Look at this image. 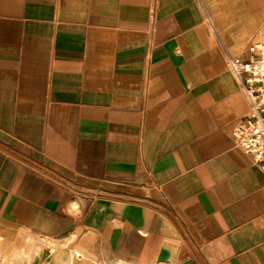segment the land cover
I'll list each match as a JSON object with an SVG mask.
<instances>
[{"label": "crops", "instance_id": "crops-1", "mask_svg": "<svg viewBox=\"0 0 264 264\" xmlns=\"http://www.w3.org/2000/svg\"><path fill=\"white\" fill-rule=\"evenodd\" d=\"M262 39L264 0H0V263L264 264Z\"/></svg>", "mask_w": 264, "mask_h": 264}, {"label": "built area", "instance_id": "built-area-1", "mask_svg": "<svg viewBox=\"0 0 264 264\" xmlns=\"http://www.w3.org/2000/svg\"><path fill=\"white\" fill-rule=\"evenodd\" d=\"M248 49L251 53L249 58L227 56L228 65L249 103V113L236 123L233 137L235 144L251 154L264 170V39L249 44Z\"/></svg>", "mask_w": 264, "mask_h": 264}, {"label": "rangeland", "instance_id": "rangeland-1", "mask_svg": "<svg viewBox=\"0 0 264 264\" xmlns=\"http://www.w3.org/2000/svg\"><path fill=\"white\" fill-rule=\"evenodd\" d=\"M18 258V257H17ZM17 258H15V259H11V257L9 256L8 257V259H6V260H1V262H3V263H0V264H11V263H16V262H18L19 261V259H17Z\"/></svg>", "mask_w": 264, "mask_h": 264}, {"label": "bare ground", "instance_id": "bare-ground-1", "mask_svg": "<svg viewBox=\"0 0 264 264\" xmlns=\"http://www.w3.org/2000/svg\"><path fill=\"white\" fill-rule=\"evenodd\" d=\"M108 264H127V263H123V262H114V263H108Z\"/></svg>", "mask_w": 264, "mask_h": 264}]
</instances>
